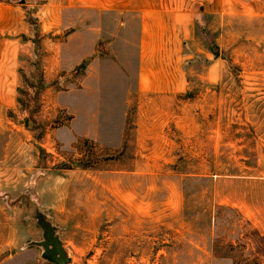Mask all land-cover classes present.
I'll use <instances>...</instances> for the list:
<instances>
[{"label":"rangeland","instance_id":"obj_1","mask_svg":"<svg viewBox=\"0 0 264 264\" xmlns=\"http://www.w3.org/2000/svg\"><path fill=\"white\" fill-rule=\"evenodd\" d=\"M0 2L21 6L34 41L0 102V264H52L21 249L40 229L22 202L8 204L30 186L69 264H264V12L197 16L188 88L166 99L131 90L123 103L109 74L97 77L109 61L97 15L62 0ZM70 34L84 54L95 39L82 72ZM218 56L225 70L209 80Z\"/></svg>","mask_w":264,"mask_h":264},{"label":"crops","instance_id":"obj_2","mask_svg":"<svg viewBox=\"0 0 264 264\" xmlns=\"http://www.w3.org/2000/svg\"><path fill=\"white\" fill-rule=\"evenodd\" d=\"M61 8L97 15V40L101 37L103 47L109 50V61L97 62V77L108 73L110 79L105 81L110 82L108 87L115 89L113 96L124 98L125 103L131 90L140 96L166 99L188 88L185 59L189 55H185L184 46L191 37V25L197 16L262 14L264 0H62ZM22 14L21 6L0 2L1 103L9 101L10 94L6 96L4 92L12 88L15 76H11L9 82L6 80L8 75L17 72L23 43H34L23 34ZM73 35L67 36L66 45L79 56L74 63L76 68L94 54L96 44L94 38L90 39L91 49L84 54L79 49L82 34L75 39ZM72 41L80 43H70ZM219 58L208 57L211 59L206 70L209 80L225 70L224 60ZM48 67L45 64L43 69L57 71L53 65Z\"/></svg>","mask_w":264,"mask_h":264},{"label":"water","instance_id":"obj_3","mask_svg":"<svg viewBox=\"0 0 264 264\" xmlns=\"http://www.w3.org/2000/svg\"><path fill=\"white\" fill-rule=\"evenodd\" d=\"M24 2L25 0H19V3ZM31 187L25 190L19 198L8 203L12 205L18 201L22 202L26 208L27 217L40 229V238L30 239L22 245L21 249L37 247L40 249V256L52 264H69L72 259L71 252L63 244L59 233L60 228L53 223L52 219L40 208L38 203L30 197Z\"/></svg>","mask_w":264,"mask_h":264},{"label":"trees","instance_id":"obj_4","mask_svg":"<svg viewBox=\"0 0 264 264\" xmlns=\"http://www.w3.org/2000/svg\"><path fill=\"white\" fill-rule=\"evenodd\" d=\"M87 64H88V59L83 60L78 66H76L75 72L84 71ZM19 72H20V69H19ZM38 84H39L38 85V94L41 93L49 85V83H47L45 81L43 74H42V71H40L39 76H38ZM37 99H38V96H37ZM17 103L22 104V100H20L18 97H17Z\"/></svg>","mask_w":264,"mask_h":264}]
</instances>
